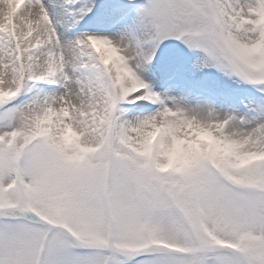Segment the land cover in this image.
<instances>
[{
	"label": "snow or ice",
	"instance_id": "obj_1",
	"mask_svg": "<svg viewBox=\"0 0 264 264\" xmlns=\"http://www.w3.org/2000/svg\"><path fill=\"white\" fill-rule=\"evenodd\" d=\"M0 264H264V0H0Z\"/></svg>",
	"mask_w": 264,
	"mask_h": 264
}]
</instances>
